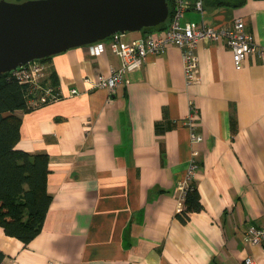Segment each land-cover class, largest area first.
I'll use <instances>...</instances> for the list:
<instances>
[{"label":"crops","instance_id":"1","mask_svg":"<svg viewBox=\"0 0 264 264\" xmlns=\"http://www.w3.org/2000/svg\"><path fill=\"white\" fill-rule=\"evenodd\" d=\"M236 17L264 47V0L188 8L181 21L228 27ZM196 54V83L186 84L180 48L168 45L113 93L83 81L120 65L107 44L97 56L81 45L49 57L47 81L61 97L15 111V147L47 154L51 202L26 244L0 227V264H264V247L243 238L264 224V56L248 53L236 69L223 39L200 41ZM191 107L197 143L180 122ZM191 159L203 208L181 222L177 187Z\"/></svg>","mask_w":264,"mask_h":264},{"label":"built area","instance_id":"2","mask_svg":"<svg viewBox=\"0 0 264 264\" xmlns=\"http://www.w3.org/2000/svg\"><path fill=\"white\" fill-rule=\"evenodd\" d=\"M202 2L203 0H172L170 21L163 30L143 33L129 41L122 40L124 33L115 32L103 40L87 44V52L92 56L101 54L107 44L120 59V65L110 69L108 74L100 73L94 77H83V81L89 86L88 89L104 88L109 93H113L124 81L125 73L141 67L149 53H160L168 45H176L180 48L186 84L196 83L199 80L196 47L200 41L223 39L231 51L233 65L236 69L241 68L248 53L256 52L264 56V47L257 46L240 17L234 18L231 26L228 27L206 25L203 21H181L188 8L201 12ZM47 68V61L33 59L10 70L20 83L25 84L23 96L29 109L61 97L59 87L47 81ZM77 92L78 90L72 87L69 95ZM194 114L195 109L191 107L187 117L180 122L189 128L190 141L197 143L203 139V136L195 130ZM195 154L196 152L192 151V156ZM196 169L197 163L191 159L186 180L177 187L178 198L181 201L185 197L188 182L192 179ZM243 238L250 244L264 247V224L262 226L248 225L243 232ZM241 264H256V262L251 256H245Z\"/></svg>","mask_w":264,"mask_h":264},{"label":"water","instance_id":"3","mask_svg":"<svg viewBox=\"0 0 264 264\" xmlns=\"http://www.w3.org/2000/svg\"><path fill=\"white\" fill-rule=\"evenodd\" d=\"M166 0H0V74L33 59L164 22Z\"/></svg>","mask_w":264,"mask_h":264},{"label":"trees","instance_id":"4","mask_svg":"<svg viewBox=\"0 0 264 264\" xmlns=\"http://www.w3.org/2000/svg\"><path fill=\"white\" fill-rule=\"evenodd\" d=\"M22 1V0H15ZM169 17L155 26L144 27L142 34L165 29L172 13V0H166ZM245 0H203L206 5L237 7ZM48 57L41 60L47 61ZM25 84L5 72L0 74V227L3 232L28 243L41 229L51 202L47 192L48 157L46 153L30 154L15 147L19 139L21 119L18 109L28 110L23 96ZM183 206L176 216L187 220L191 211L203 208L196 183L188 182ZM2 253H0V261Z\"/></svg>","mask_w":264,"mask_h":264},{"label":"rangeland","instance_id":"5","mask_svg":"<svg viewBox=\"0 0 264 264\" xmlns=\"http://www.w3.org/2000/svg\"><path fill=\"white\" fill-rule=\"evenodd\" d=\"M7 1H15V0H7Z\"/></svg>","mask_w":264,"mask_h":264},{"label":"bare ground","instance_id":"6","mask_svg":"<svg viewBox=\"0 0 264 264\" xmlns=\"http://www.w3.org/2000/svg\"><path fill=\"white\" fill-rule=\"evenodd\" d=\"M9 72V71H8Z\"/></svg>","mask_w":264,"mask_h":264}]
</instances>
